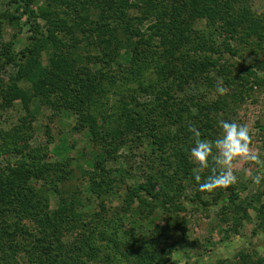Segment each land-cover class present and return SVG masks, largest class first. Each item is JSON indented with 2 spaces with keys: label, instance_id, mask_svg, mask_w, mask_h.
Segmentation results:
<instances>
[{
  "label": "trees",
  "instance_id": "1",
  "mask_svg": "<svg viewBox=\"0 0 264 264\" xmlns=\"http://www.w3.org/2000/svg\"><path fill=\"white\" fill-rule=\"evenodd\" d=\"M34 2L12 0L15 13L0 15V112L15 102L26 112L19 125L0 130V158L5 160L0 168V264H165L167 240L182 229L178 218L185 211L181 197L188 187L195 188L201 202L209 195L235 225L250 218L254 207H245L242 196L252 181L240 188L235 183L199 191L190 159L195 137L189 128H197L201 139L215 140L220 107L193 98L187 104L181 94L203 83L246 97L262 87L264 62L258 51H264V17L255 16L247 0ZM24 18L31 35L16 53L14 41L3 43L5 21L20 30ZM202 20L206 28L196 29ZM240 53L253 61L246 66L224 61V54ZM123 56L126 65L120 62ZM12 66L16 73L6 81ZM34 100L53 115L71 112L73 130L87 133L90 166H77L82 183L87 180L90 194L99 200L98 211H87L91 200L83 197L72 161L54 163L47 146L32 144ZM123 149L130 151L128 161L140 155L148 172L145 183L127 188L124 205L112 215L105 201L125 191L129 173L123 169L116 177L119 171L107 165ZM11 157L18 159L12 162ZM209 174L203 170L200 182ZM51 194L58 200L55 209ZM135 204L163 209L169 230L158 228L153 241L133 230L123 234L121 222ZM257 213L262 226L264 207ZM233 264H264V259L241 253Z\"/></svg>",
  "mask_w": 264,
  "mask_h": 264
},
{
  "label": "rangeland",
  "instance_id": "2",
  "mask_svg": "<svg viewBox=\"0 0 264 264\" xmlns=\"http://www.w3.org/2000/svg\"><path fill=\"white\" fill-rule=\"evenodd\" d=\"M248 7L258 18L264 17V0H247ZM35 5L44 6V0H35ZM37 3V4H36ZM34 5V7H35ZM16 5L12 0H0V15L5 13L14 14ZM37 10V8H34ZM151 21V20H150ZM150 21L145 22L144 29H147ZM38 24L43 29L44 22L38 20ZM27 25V26H26ZM26 18L20 22V30L14 29L11 23L5 21L3 32V43H15L14 51L19 53L28 45L29 32ZM196 29H205L206 21L202 20L196 23ZM259 61L264 62V51H258ZM249 54L232 57L224 54V61L230 63H239L249 65L253 61ZM123 65L127 64V58L123 56L120 61ZM45 66L48 65L46 59H43ZM261 63V62H260ZM264 63L262 64V66ZM243 68V67H242ZM264 72V67L262 68ZM16 73L15 67H10L4 75L6 81ZM215 77L216 74H211ZM215 83L216 81L213 80ZM219 85L222 80H219ZM213 82V83H214ZM188 98V99H184ZM189 98L196 102L205 103L210 106L220 107L219 115L221 120L229 122L235 121L238 124L248 127L251 137L250 149L259 158V163L250 160H237L233 162V172L237 177L236 184L240 188L243 184L252 181L247 192L243 194L242 200L244 206L253 205L249 208L250 218L243 220L241 224H234L231 216H223L220 207L214 206V202L209 195H204L202 201L197 199L195 188L188 187L181 197L185 211L179 214L182 229L175 231L172 238L167 240L165 248L167 253H161L162 259H167L165 264H233L241 253L254 252L264 259V224L260 226L259 215L257 213L261 207H264V85L256 87L250 96H244L230 88L208 87V84L191 85L181 94V99L189 104ZM203 101V102H201ZM30 112L34 115L32 144L47 146L51 161L54 163H64L66 160L72 161L71 166L78 171L80 185L83 186V197L90 198L91 206L87 208L88 212L99 210V200L90 194L87 180L82 183V174L79 168L89 169V158L91 146L87 133H76L75 117L69 111H63L60 115H53L51 110L41 105L38 100H34L30 106ZM26 117V112L20 102H15L9 110L0 112V130L9 131L11 128L19 125L20 121ZM221 134V128L216 129ZM48 135V136H47ZM48 140H50L48 142ZM1 144V141H0ZM130 157V151L123 149L116 160L108 163L107 168L112 171H119L116 177H119L120 171L127 170L129 176L125 178V184L122 187L125 191L107 198L105 204L111 214L124 205L123 200L128 187H137L145 183V175L148 168L145 161L139 156ZM18 158L11 157L12 162ZM5 165L4 158H0V168ZM259 177V179H257ZM52 209L58 204L57 198L51 194ZM207 204V206H204ZM243 215V214H242ZM240 218V217H239ZM225 220V222H223ZM169 215L163 212V209L154 210L146 205H134L124 221L121 222L122 233L130 234L133 231L138 235H143L142 239L153 241L154 233L158 228L169 230ZM133 230V231H132ZM132 231V232H131ZM161 233V232H160ZM126 234V235H127ZM184 234V235H183ZM163 236H166L162 233ZM176 243V250L169 248ZM164 246V245H163ZM20 262L25 263L24 256L19 257ZM130 264V263H129Z\"/></svg>",
  "mask_w": 264,
  "mask_h": 264
},
{
  "label": "clouds",
  "instance_id": "3",
  "mask_svg": "<svg viewBox=\"0 0 264 264\" xmlns=\"http://www.w3.org/2000/svg\"><path fill=\"white\" fill-rule=\"evenodd\" d=\"M221 134L213 141L201 139L200 131L189 128L195 137V145L190 149V159L195 163L193 177L198 182L201 192H212L235 184L237 177L233 172V162L237 160H250L259 163V158L250 149V132L247 126L219 121ZM209 169L203 182L200 173ZM259 179V177H257Z\"/></svg>",
  "mask_w": 264,
  "mask_h": 264
}]
</instances>
